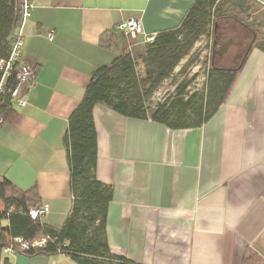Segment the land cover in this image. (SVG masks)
I'll use <instances>...</instances> for the list:
<instances>
[{
  "label": "crops",
  "instance_id": "obj_1",
  "mask_svg": "<svg viewBox=\"0 0 264 264\" xmlns=\"http://www.w3.org/2000/svg\"><path fill=\"white\" fill-rule=\"evenodd\" d=\"M250 1L264 10V0ZM193 2L42 0L24 22L22 61L36 84L14 121L0 126V180L35 187L49 208L44 224L60 228L70 211L63 135L94 70L127 50L116 26L136 17L146 34L169 30ZM135 42L140 52L141 37ZM93 121L95 175L112 187V254L137 264H264V52L252 47L225 101L199 127L170 129L105 105L94 107ZM3 257L60 264L55 256Z\"/></svg>",
  "mask_w": 264,
  "mask_h": 264
},
{
  "label": "trees",
  "instance_id": "obj_2",
  "mask_svg": "<svg viewBox=\"0 0 264 264\" xmlns=\"http://www.w3.org/2000/svg\"><path fill=\"white\" fill-rule=\"evenodd\" d=\"M244 1L250 0H194L177 27L155 33L153 41L143 44L140 52L126 51L94 70L63 135L70 172V211L60 228L50 227L42 219H32L27 214L28 209L40 205L36 188L21 191L7 179H1L0 263L2 250L13 238L32 241L47 237L43 247L26 251L24 255H66L76 264H137L112 254L107 244L106 218L112 187L95 175L97 138L93 109L105 105L124 117L150 119L170 129L195 128L208 121L225 101L245 59L235 70L219 68L209 62L203 88L199 91L188 93L186 82L178 84L162 102L152 105L149 99L198 39L205 34L212 39L228 19L252 29L255 34L252 47L264 52V39L258 42L253 28L236 15H229L226 9H239ZM20 22L19 0H0L1 58L8 56ZM17 114L9 97H5L0 103L3 118L0 126L14 121ZM2 263L9 264L6 259Z\"/></svg>",
  "mask_w": 264,
  "mask_h": 264
},
{
  "label": "built area",
  "instance_id": "obj_3",
  "mask_svg": "<svg viewBox=\"0 0 264 264\" xmlns=\"http://www.w3.org/2000/svg\"><path fill=\"white\" fill-rule=\"evenodd\" d=\"M42 0H19V13L21 22L15 30L10 43L9 53L7 57H0V103L9 97L13 107H24L27 104V93L35 86L36 70L29 67L22 61V51L24 40L21 29L24 22L32 16L33 11ZM117 32L124 35L130 42L127 50L133 53L136 46V39L141 37V44L153 41L154 34H146L142 29L141 20L136 17H127L123 19L115 28ZM53 32L49 31L46 38L51 41ZM3 122L0 116V124ZM49 212L47 205L40 204L37 207L28 209L27 214L32 219H42ZM47 237H41L32 241H26L22 238H13L11 244L2 250V255L13 256L16 254H24L32 249L43 247L47 241ZM57 264V263H53Z\"/></svg>",
  "mask_w": 264,
  "mask_h": 264
},
{
  "label": "rangeland",
  "instance_id": "obj_4",
  "mask_svg": "<svg viewBox=\"0 0 264 264\" xmlns=\"http://www.w3.org/2000/svg\"><path fill=\"white\" fill-rule=\"evenodd\" d=\"M226 9L229 15H236L239 19H242L253 28L257 34L258 42L264 39V10H261L251 1H244L242 7L239 9L232 7H226ZM258 42H256V44H258ZM210 45L211 39L209 35L205 34L201 36L194 44L189 54L173 70L171 76L166 78L154 91L149 99L150 104L154 105L157 102H162L168 95L174 92L178 84L180 85L188 82V86L186 87L188 93L201 90L206 78V70L211 55ZM139 57L140 54H138L137 58L139 59ZM221 64L225 67L231 65L228 58L222 61ZM2 208L3 205L0 201V210ZM3 256L4 255L1 257L2 262L4 260ZM24 256L28 259L26 255ZM52 260H56L60 264H76L66 255H57L52 257L51 261Z\"/></svg>",
  "mask_w": 264,
  "mask_h": 264
},
{
  "label": "flooded vegetation",
  "instance_id": "obj_5",
  "mask_svg": "<svg viewBox=\"0 0 264 264\" xmlns=\"http://www.w3.org/2000/svg\"><path fill=\"white\" fill-rule=\"evenodd\" d=\"M255 37L252 29L245 27L241 23L235 20L228 19L218 29L216 34L211 39V55L209 62L211 65L235 70L238 69L247 58L252 49V41ZM231 41L223 54H219V51L224 43ZM231 65L225 67L221 64L222 61L227 59Z\"/></svg>",
  "mask_w": 264,
  "mask_h": 264
},
{
  "label": "water",
  "instance_id": "obj_6",
  "mask_svg": "<svg viewBox=\"0 0 264 264\" xmlns=\"http://www.w3.org/2000/svg\"><path fill=\"white\" fill-rule=\"evenodd\" d=\"M230 42H231V41L229 40V41H227L226 43H224V44L222 45V47H221V49H220V51H219V54H220V55L223 54V53L226 51V48H227V46L229 45Z\"/></svg>",
  "mask_w": 264,
  "mask_h": 264
}]
</instances>
